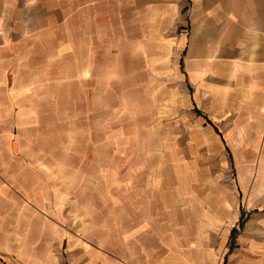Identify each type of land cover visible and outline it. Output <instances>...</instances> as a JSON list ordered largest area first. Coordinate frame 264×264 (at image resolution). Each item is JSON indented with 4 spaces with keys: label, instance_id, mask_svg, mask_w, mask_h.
Segmentation results:
<instances>
[{
    "label": "rangeland",
    "instance_id": "1",
    "mask_svg": "<svg viewBox=\"0 0 264 264\" xmlns=\"http://www.w3.org/2000/svg\"><path fill=\"white\" fill-rule=\"evenodd\" d=\"M179 39L11 61L0 264H264V116Z\"/></svg>",
    "mask_w": 264,
    "mask_h": 264
},
{
    "label": "crops",
    "instance_id": "2",
    "mask_svg": "<svg viewBox=\"0 0 264 264\" xmlns=\"http://www.w3.org/2000/svg\"><path fill=\"white\" fill-rule=\"evenodd\" d=\"M1 26L0 90L21 51L45 57L88 38H180L189 61L219 68L237 91L242 122L264 116V0H0ZM14 103L0 97V123Z\"/></svg>",
    "mask_w": 264,
    "mask_h": 264
},
{
    "label": "trees",
    "instance_id": "3",
    "mask_svg": "<svg viewBox=\"0 0 264 264\" xmlns=\"http://www.w3.org/2000/svg\"><path fill=\"white\" fill-rule=\"evenodd\" d=\"M198 112V111H197ZM199 114H201L200 112H198ZM201 115H203V114H201ZM204 116V115H203ZM205 117V116H204ZM209 122V121H208ZM214 129H215V131H217L218 132V130L214 127ZM240 227H242V222H240ZM236 234H237V230H236V228H233L232 229V231H231V234H230V238L232 239V245L229 247V250H228V253L233 249V247H234V237L236 236ZM227 253V254H228ZM225 261H226V256H225ZM225 264V263H224Z\"/></svg>",
    "mask_w": 264,
    "mask_h": 264
}]
</instances>
